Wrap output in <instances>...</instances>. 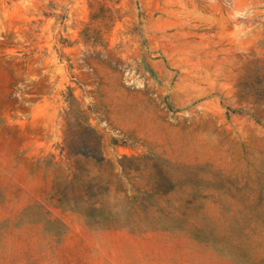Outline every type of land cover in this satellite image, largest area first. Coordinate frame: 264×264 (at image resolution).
I'll use <instances>...</instances> for the list:
<instances>
[{
	"label": "rangeland",
	"instance_id": "1",
	"mask_svg": "<svg viewBox=\"0 0 264 264\" xmlns=\"http://www.w3.org/2000/svg\"><path fill=\"white\" fill-rule=\"evenodd\" d=\"M0 264H264V0H0Z\"/></svg>",
	"mask_w": 264,
	"mask_h": 264
}]
</instances>
